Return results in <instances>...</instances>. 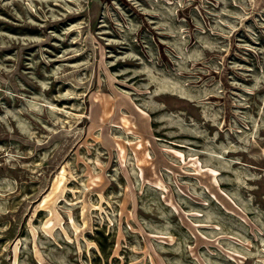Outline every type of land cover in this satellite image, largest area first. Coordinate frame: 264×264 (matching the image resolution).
<instances>
[{
	"label": "rangeland",
	"instance_id": "rangeland-1",
	"mask_svg": "<svg viewBox=\"0 0 264 264\" xmlns=\"http://www.w3.org/2000/svg\"><path fill=\"white\" fill-rule=\"evenodd\" d=\"M0 264H264V0H0Z\"/></svg>",
	"mask_w": 264,
	"mask_h": 264
}]
</instances>
